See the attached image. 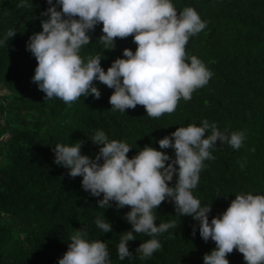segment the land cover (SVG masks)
<instances>
[{"label":"trees","instance_id":"obj_1","mask_svg":"<svg viewBox=\"0 0 264 264\" xmlns=\"http://www.w3.org/2000/svg\"><path fill=\"white\" fill-rule=\"evenodd\" d=\"M19 2L0 0V85L8 90L0 97V264H59L71 234L85 227L88 239L105 242L111 264H203L215 242L205 241L199 222L176 214L168 199L153 210L157 224L175 225L157 236L162 247L140 259L136 249L151 237L136 233L129 242L133 256L119 259V239L132 228L125 215L131 206L118 208L112 201L111 207L99 208L103 194L91 195L82 187V176L72 177L55 163L53 147L82 140V153L95 158L100 145L90 138L102 129L109 139L127 142L131 158L146 145L159 149V139L179 126L207 119L227 134H244L239 149L217 141L210 149L215 159H205L192 190L202 207L212 206L209 220L222 214L237 193L264 194V0H173L178 12L192 6L206 21L185 50L213 75L191 99L180 98L173 112L159 117L148 116L143 105L127 112L111 109L114 89L99 81H94L101 90L98 99L82 95L70 105L58 97L45 100L32 80L38 61L27 42L42 31L41 13L49 7L48 0H33L30 8L17 7ZM102 28L101 22L90 31L92 43L82 46L80 55L85 60L100 56L107 70L125 48L135 51L138 45L131 34L114 38V47L105 49ZM10 29L14 37L7 36ZM161 150L175 158L173 148ZM97 217L108 219L112 231L99 229ZM228 259L230 264H246L237 249Z\"/></svg>","mask_w":264,"mask_h":264},{"label":"clouds","instance_id":"obj_2","mask_svg":"<svg viewBox=\"0 0 264 264\" xmlns=\"http://www.w3.org/2000/svg\"><path fill=\"white\" fill-rule=\"evenodd\" d=\"M32 3L20 0L17 7L30 8ZM48 4L41 13L42 31L33 33L27 42L38 61L32 80L46 94L45 100L58 97L70 105L82 95L94 94L98 99L101 90L94 81H99L114 89L111 109L127 112L143 105L148 116L159 117L173 112L180 98L191 99L193 91L213 75L201 59L185 50L189 38L206 27L192 6L178 12L173 0H48ZM101 22L104 35L100 40L105 49L114 47V38L131 34L138 45L135 51L125 48L107 70L100 56L85 60L80 55L82 46L92 43L90 31ZM15 35L11 29L7 32L8 37ZM6 91L0 90V95ZM90 139L100 145L95 158L83 154L84 141L77 140L55 144L54 160L72 177L82 176L85 191L98 198L103 194L97 201L99 208L111 207L112 201L118 208L131 206L125 215L132 228L119 239V259L133 256L129 242L136 233L151 237L136 249L140 259L162 247L157 236L175 225L171 221L157 224L153 210L168 199L174 202L176 214L190 215L199 222L205 241L215 242L212 251L203 256V264H230L228 254L234 249L243 253L246 264H264V194L237 193L227 209L210 221L212 206L202 207L192 191L205 159H215L210 149L218 140L239 149L242 132L227 134L203 119L199 125L179 126L159 139V149L146 145L131 158L127 154L132 147L109 139L102 129ZM169 147L175 158L161 150ZM95 223L104 233L113 229L104 217H97ZM87 235L86 227L71 234L59 264H111L105 242L90 240Z\"/></svg>","mask_w":264,"mask_h":264},{"label":"rangeland","instance_id":"obj_3","mask_svg":"<svg viewBox=\"0 0 264 264\" xmlns=\"http://www.w3.org/2000/svg\"><path fill=\"white\" fill-rule=\"evenodd\" d=\"M4 89H6V88L0 85V90H4ZM6 90H7V89H6ZM6 92H8V90H7ZM6 92H5V93H6ZM1 96H2V95H0V97H1Z\"/></svg>","mask_w":264,"mask_h":264}]
</instances>
